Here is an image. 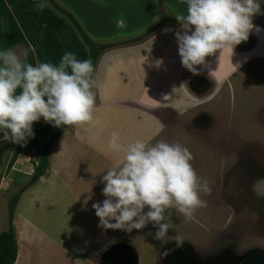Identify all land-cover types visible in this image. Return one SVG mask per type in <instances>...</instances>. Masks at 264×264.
I'll return each instance as SVG.
<instances>
[{
  "label": "rangeland",
  "instance_id": "obj_1",
  "mask_svg": "<svg viewBox=\"0 0 264 264\" xmlns=\"http://www.w3.org/2000/svg\"><path fill=\"white\" fill-rule=\"evenodd\" d=\"M53 1L64 12L46 0H0V50L17 52L33 65L58 64L65 52L75 53L80 60L90 59L88 43L70 16L95 45L106 46L94 66L97 122L93 129H100L105 137L117 131L124 144L137 139L152 144L159 140L179 142L190 150L197 175L206 179L212 190L210 195L201 194L207 206L191 219L170 210L166 241L155 239L157 229L151 223L131 232L100 227L105 236L92 229L90 234L97 238L84 247L85 254L98 253L99 264L103 258H107L104 264H235L253 251L264 254V0H259L262 14L253 17L259 32L250 33L232 54L218 50L206 57L207 66H196V74L182 66L175 37L180 30L176 15L186 12L183 0ZM38 3L47 6L38 9ZM156 25L158 29L152 30ZM62 127L41 118L33 123L34 135L24 145L3 141L0 132L3 231L8 229L11 198L36 182L21 192L47 143ZM76 129L65 128L60 134L66 137L63 143L70 140L86 154L67 156L68 167L72 162L75 169H60L65 181L94 165L90 159H95V154L88 144L76 143L73 138ZM60 141L59 136L50 144L42 175L47 174L48 162L52 161L49 153ZM26 147L32 148L31 153ZM122 155L118 154L120 158ZM17 161L31 168L24 182H17L16 174L9 173ZM90 170L93 174L96 171ZM50 189L42 184L38 193L47 197ZM18 198L12 210L14 237ZM88 221L81 217L77 227H87ZM176 235L184 239L182 244L177 245ZM178 247L185 249L186 257L169 259V250ZM121 250L124 252L117 254V260L111 257ZM66 252L72 256L76 253L69 247Z\"/></svg>",
  "mask_w": 264,
  "mask_h": 264
},
{
  "label": "clouds",
  "instance_id": "obj_2",
  "mask_svg": "<svg viewBox=\"0 0 264 264\" xmlns=\"http://www.w3.org/2000/svg\"><path fill=\"white\" fill-rule=\"evenodd\" d=\"M183 3L186 12L176 15L180 30L175 37L182 66L194 74L196 66H207L206 57L218 50L232 54L250 33L260 30L253 24V17L262 14L259 0ZM46 6L36 5L38 9ZM93 73L92 61L80 60L73 52H65L58 64L33 65L23 61L17 52L0 50L3 141L26 144L34 135L33 123L41 118L54 127L83 128L97 122ZM179 111L183 114V109ZM107 148L123 155L102 177V194L106 197L102 205L92 204L101 227L131 232L151 223L157 229L155 239L166 241L170 210L191 219L197 210L207 206L201 194H211L209 182L197 175L191 163L192 153L179 142L159 140L152 144L137 139L124 144L119 132L113 131ZM175 240L177 245L184 241L179 235Z\"/></svg>",
  "mask_w": 264,
  "mask_h": 264
},
{
  "label": "crops",
  "instance_id": "obj_3",
  "mask_svg": "<svg viewBox=\"0 0 264 264\" xmlns=\"http://www.w3.org/2000/svg\"><path fill=\"white\" fill-rule=\"evenodd\" d=\"M92 125L87 126L88 129L77 128L72 134L76 143L88 144V147L91 148L88 149L95 154V159H90L94 161L92 167L83 168L80 174L75 175L71 181L68 179L65 181V177H62L63 170L60 172V169L64 168L66 171L75 169L72 162L68 167L67 156H85L86 153L81 151L80 147H75L70 140L63 143L66 137L60 135L61 141L57 143V148L55 146L53 151L49 153V160L52 159V161L48 160L47 174L40 176L30 188L19 196L15 213V217L19 220L15 219L16 221H14L16 231L14 237L15 252L17 255L14 264H47L48 262L53 264H99L97 261L99 256H95L98 253L95 252L94 254L93 251H89L85 254L84 250V247H88L90 241L95 240L97 235L105 236V232L100 228L99 218L94 215L95 210L89 208L92 207L93 203H101L102 205L106 198L102 194L104 187V183L101 182L102 177L106 174V170L122 158L118 154L104 149H108L107 144L110 136L108 134L106 137L103 136L101 130L93 129ZM26 149L29 150L28 153H31V147H26ZM56 157L59 159L54 165ZM25 163L17 161L15 165L11 166L10 171L8 170L9 173L16 174L17 182H24L26 180L24 178H27L31 173L30 166ZM92 168L96 169L94 174L91 173L90 169ZM49 169L52 173L48 178L46 176L50 173ZM42 184L52 188L50 192L54 196H58L59 199L52 198L54 197L52 193L48 194L47 197L38 193ZM81 217L89 220V225L85 228L83 226L77 227ZM92 229L95 232L97 229L96 237L94 234H90ZM3 230L5 229H0V233ZM110 234L112 232L107 235ZM118 245H122V243H118ZM54 246L60 247V249L55 250ZM67 247L76 252L75 256L66 252ZM102 248H104L103 245L98 249L101 250ZM123 252L121 250L111 257L117 258V254ZM67 259L70 260L67 261ZM105 259L107 258H103L100 264H104Z\"/></svg>",
  "mask_w": 264,
  "mask_h": 264
},
{
  "label": "trees",
  "instance_id": "obj_4",
  "mask_svg": "<svg viewBox=\"0 0 264 264\" xmlns=\"http://www.w3.org/2000/svg\"><path fill=\"white\" fill-rule=\"evenodd\" d=\"M51 6L58 9L60 12H64V10L61 9V7H57L55 2L53 0H46ZM69 19L74 23L75 28L83 37V40L88 43L89 46V55L90 60L92 61L93 68L95 66L96 60L101 54V51L106 49V46L104 45H95L82 31L81 27L76 23V21L73 18ZM159 25H156L153 27L152 30L158 29ZM68 126H63L56 134L55 136L47 143V147L45 150H43V154L40 156L39 163L34 169V173L30 181L22 188L21 192L24 191L26 188H28L30 185H32L35 181L38 180V178L44 173V170L47 165V153L50 144L60 136V134L65 130V128ZM19 196V193L14 195L9 203V224L8 229L6 231H3L0 233V264H14L16 262V252H15V240H14V234H13V228H12V210L15 202L17 201V198Z\"/></svg>",
  "mask_w": 264,
  "mask_h": 264
},
{
  "label": "flooded vegetation",
  "instance_id": "obj_5",
  "mask_svg": "<svg viewBox=\"0 0 264 264\" xmlns=\"http://www.w3.org/2000/svg\"><path fill=\"white\" fill-rule=\"evenodd\" d=\"M263 260H264L263 252L261 251L259 252L257 250L249 253L246 257L238 260L235 264H263Z\"/></svg>",
  "mask_w": 264,
  "mask_h": 264
},
{
  "label": "water",
  "instance_id": "obj_6",
  "mask_svg": "<svg viewBox=\"0 0 264 264\" xmlns=\"http://www.w3.org/2000/svg\"><path fill=\"white\" fill-rule=\"evenodd\" d=\"M167 256L171 260L172 259L173 260H182L186 257V251L184 248H181V247L173 248V249L169 250V252L167 253ZM115 259L117 260V258H115Z\"/></svg>",
  "mask_w": 264,
  "mask_h": 264
}]
</instances>
